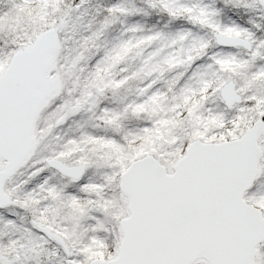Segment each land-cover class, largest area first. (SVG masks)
I'll list each match as a JSON object with an SVG mask.
<instances>
[{
	"label": "snow or ice",
	"instance_id": "snow-or-ice-1",
	"mask_svg": "<svg viewBox=\"0 0 264 264\" xmlns=\"http://www.w3.org/2000/svg\"><path fill=\"white\" fill-rule=\"evenodd\" d=\"M0 264H264V0H0Z\"/></svg>",
	"mask_w": 264,
	"mask_h": 264
}]
</instances>
